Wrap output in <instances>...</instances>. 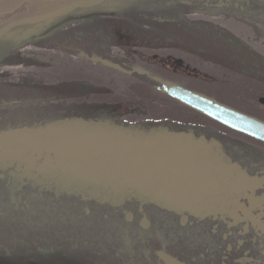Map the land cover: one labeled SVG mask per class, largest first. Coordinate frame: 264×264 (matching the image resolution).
Instances as JSON below:
<instances>
[{
  "label": "flooded vegetation",
  "instance_id": "obj_1",
  "mask_svg": "<svg viewBox=\"0 0 264 264\" xmlns=\"http://www.w3.org/2000/svg\"><path fill=\"white\" fill-rule=\"evenodd\" d=\"M70 5V0H26L13 13L0 16V28ZM72 5L46 23L16 25L0 37V53L7 52L11 66L20 65L28 53L31 61H25L20 72L40 76L31 80L34 85L24 83L31 93L22 99L92 108L85 113L67 111L58 118L189 130L196 137L218 141L225 162L236 163L249 177H264V143L183 106L157 90L146 76L128 75L91 59H106L126 70L141 68L149 76L264 121V69L252 72L260 64L252 65L256 57L264 67V33L260 32H264V0H72ZM38 6L41 10L34 11ZM130 10L136 15H128ZM181 25L199 32L188 36L176 32L174 27ZM162 27L170 29L162 31ZM240 53L250 59L249 69L242 66ZM80 72L96 74L97 79L69 76ZM15 82L0 81V89L16 91ZM39 89L56 90L57 95L34 96ZM1 99L6 109L0 110L5 112L12 111L21 98ZM39 123L4 126L0 131ZM29 168L26 163L0 161V264H93L97 259L90 258V252L84 261L77 256L91 248L64 240L60 227L69 229L73 221L76 225L81 217L94 213L104 223L113 212L126 245L121 264H165L160 252L182 264H264V180L253 190L217 193L215 209L194 217L151 204L140 207L133 200L111 207L56 194L53 188L43 191L37 183L45 179ZM90 206L100 208L90 214ZM13 227L14 232L5 236L6 229ZM24 234L28 240H17Z\"/></svg>",
  "mask_w": 264,
  "mask_h": 264
},
{
  "label": "water",
  "instance_id": "obj_2",
  "mask_svg": "<svg viewBox=\"0 0 264 264\" xmlns=\"http://www.w3.org/2000/svg\"><path fill=\"white\" fill-rule=\"evenodd\" d=\"M25 1L0 0V16L13 13ZM70 3L66 9L58 8L54 12L50 9L16 19L0 28V37L16 25L43 24L65 14L73 8L72 0ZM91 59L128 75L146 76L158 84H154L157 90L181 104L264 142V121L175 83L149 76L141 68L126 70L106 59L96 56ZM255 61L263 63L259 57ZM1 160L28 164L29 169L45 179L44 183H37L43 191L51 192L53 188L56 194L111 207L133 200L140 207L151 204L166 212L194 217L215 209L217 193L253 190L264 180L263 176L249 177L236 163L225 162L218 141L196 137L189 130L125 125L76 116L0 131ZM158 257L165 264H182L163 252Z\"/></svg>",
  "mask_w": 264,
  "mask_h": 264
},
{
  "label": "rangeland",
  "instance_id": "obj_3",
  "mask_svg": "<svg viewBox=\"0 0 264 264\" xmlns=\"http://www.w3.org/2000/svg\"><path fill=\"white\" fill-rule=\"evenodd\" d=\"M130 16L136 15V13H133L131 10L129 11ZM162 26V25H160ZM182 26V25H181ZM179 26V27H181ZM129 28L132 26L129 25ZM179 27L175 26L174 28L176 29V32L186 34L188 36V33H195L199 31H195L193 28L192 30H186V27L183 25L181 29ZM162 31H167L170 28H160ZM200 32L203 31L202 26L199 28ZM129 30V29H127ZM125 30V31H127ZM205 31V28H204ZM206 32V31H205ZM261 33H264L260 30ZM263 36V34H261ZM188 38V37H187ZM264 38V37H263ZM261 42H264V39H261ZM259 42V41H258ZM242 52V51H241ZM7 53V52H6ZM5 52L0 53V81L1 80H16L13 86H15V90H4L0 89V109H6V107H3L2 105V96L5 97H16L18 100L21 98L14 107L12 106V111H2L0 110V128L4 126H9V125H20V124H30V123H35V122H44V121H49L52 119H56L59 116L65 114L67 111H72V112H89L92 110L91 106H76V105H59V104H40V103H31L29 99H22L25 97L30 96V90L25 89L24 83L27 82L26 84L28 85H34V81L31 80H40V76H36L37 78H34L33 73L27 72V73H22L20 72V66L24 65L23 63L26 61L30 63L28 60L31 61L30 54H26L21 58V64L18 66H11L9 64L10 57L6 54ZM243 53V52H242ZM240 53L239 58L241 60L242 66L245 68H248L251 65L250 59L247 57L243 56V54ZM19 55V54H18ZM11 56V59L12 55ZM255 63L259 64L254 60L253 66H255ZM249 65V66H248ZM255 70L252 72L257 73V69H264V67L259 64V67H253ZM249 69V68H248ZM70 75H85L87 77H92L94 80L97 79L96 74L93 73H87V72H80L79 74H69ZM258 75V74H256ZM36 81V80H35ZM86 81V80H85ZM134 87V86H133ZM131 88V87H130ZM135 88V87H134ZM11 92V93H10ZM34 94L37 93L34 96H39V97H45L49 96L50 93L52 92L54 95H57V91H51V90H44V89H39L36 91H33ZM5 95V96H4ZM30 103V104H27ZM156 112H159L160 109L157 108L155 110ZM70 112V113H72ZM69 113V112H68ZM5 114H11L13 115L14 118H8ZM4 116V117H3ZM92 210H98L97 206L96 207H90ZM100 208V207H99ZM107 209V208H104ZM99 213H94L93 216H88L87 219H84L81 217L79 221L76 223L71 224L68 228L60 229L62 230V235L64 240H70L74 242H78L81 247L85 248H91V250L85 252L86 254H83V251L80 252L77 256L80 257L81 261L86 260L88 258V254L90 258H95L97 260H93V264H121L122 260V247L124 248L126 245L121 242L122 240V232L120 228V222H118L115 218L116 216H113L115 214L111 213V218L110 220L105 221L102 223L99 217L95 218L94 216ZM83 216V213H82ZM56 227V226H54ZM67 227V225H65ZM61 230H58L59 232ZM14 232V227L13 229H6L5 233L8 237L10 233ZM13 235V234H12ZM26 237H28L26 234L24 236H19L17 235L16 238L17 240H28ZM31 239V238H30ZM72 243V242H71ZM130 244H133L132 242ZM129 244V245H130ZM135 245H133L134 247ZM102 247V248H101ZM132 247L129 246V249ZM106 251V252H105ZM90 252V253H88ZM101 252V253H99ZM88 253V254H87ZM101 261V262H100Z\"/></svg>",
  "mask_w": 264,
  "mask_h": 264
},
{
  "label": "bare ground",
  "instance_id": "obj_4",
  "mask_svg": "<svg viewBox=\"0 0 264 264\" xmlns=\"http://www.w3.org/2000/svg\"><path fill=\"white\" fill-rule=\"evenodd\" d=\"M39 9V10H38ZM38 10V12L41 10L40 7L38 6L34 11Z\"/></svg>",
  "mask_w": 264,
  "mask_h": 264
}]
</instances>
